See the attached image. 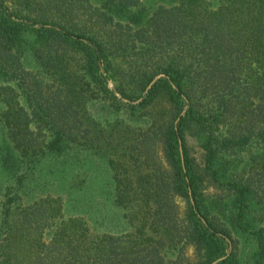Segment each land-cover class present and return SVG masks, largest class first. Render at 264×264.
I'll return each instance as SVG.
<instances>
[{
  "label": "trees",
  "instance_id": "16d2710c",
  "mask_svg": "<svg viewBox=\"0 0 264 264\" xmlns=\"http://www.w3.org/2000/svg\"><path fill=\"white\" fill-rule=\"evenodd\" d=\"M164 2L0 0V264H264V0ZM73 150L56 195L38 166Z\"/></svg>",
  "mask_w": 264,
  "mask_h": 264
},
{
  "label": "rangeland",
  "instance_id": "374dc122",
  "mask_svg": "<svg viewBox=\"0 0 264 264\" xmlns=\"http://www.w3.org/2000/svg\"><path fill=\"white\" fill-rule=\"evenodd\" d=\"M94 4H98L99 1L101 0H92ZM161 1H165V4H171L172 0H144V3L147 4L150 9V11H153L160 3ZM83 11V10H82ZM159 78V77H158ZM109 88L113 89L114 88V82L113 81H109ZM117 97H120V95H116ZM95 111H97L98 117H105L106 113H103L102 111H100V105H97V108L94 109ZM115 112L113 114L110 115L109 118H115ZM142 121V120H140ZM200 139H196V138H191L190 139V144L191 147L193 149L194 154L196 155V157L198 158L199 161H201L202 159V151L200 149ZM79 151H75L73 150L70 154L66 155V156H62L59 158H55V160L53 162H50L51 160L47 161L45 160L43 162V164L39 165V169H37V172L39 170L43 171L44 174H47V171H51L53 170V172L57 173L56 175H52V178L49 176H47L46 178H49L51 184L49 185L50 188L53 190V192L56 195H59L60 193L55 192L56 190H59L61 188L62 181L61 178H64L65 174H69L74 172V166L73 163L75 162V160L77 159V156H82L79 155ZM102 156L93 153L91 156H88V158H91L90 161L87 164V169L90 170L91 175H95V181H93L92 184V190L96 191V192H104L105 195L100 194L101 199H99V197L97 196V200L96 202H102V206L105 208V210L108 212L109 214V218L106 219L104 225H102L101 223H97L96 222V216L90 214L88 215V219L90 221L91 226H95V228H97L100 231L104 232V228H106L107 230H109L110 232L113 233H117L120 232L127 227L126 225V220L123 217H121V213L122 211L120 210V208L118 207H114L111 205H108L109 203L113 205V201L111 199V193L110 191L112 190V185H113V181H112V175L114 174V168L112 166L111 163V157L110 155H103ZM84 158V156H82ZM84 170V169H82ZM39 174V173H37ZM8 179V175L1 170L0 171V186L2 185H7L10 183V181L7 180ZM25 192H26V198H24V203H32L38 199H40L45 193L46 190H44V192L41 190H38V187L36 185V182H31L28 183L25 186ZM207 192L211 193L212 195H220L221 191L217 188H214L212 186H208L207 187ZM100 204V203H98ZM100 207V206H99ZM71 209V213L72 212V208ZM93 214H96V209L91 211ZM70 213V214H71ZM75 213V211H74ZM76 214V213H75ZM69 215V214H67ZM123 215V213H122ZM237 238H240L241 241V245L243 248V252L245 254H251L254 249H255V241L254 238L251 236H242L239 235L237 236ZM215 264V263H214Z\"/></svg>",
  "mask_w": 264,
  "mask_h": 264
}]
</instances>
